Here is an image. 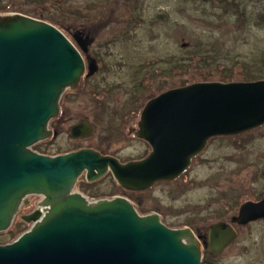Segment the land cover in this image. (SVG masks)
I'll return each mask as SVG.
<instances>
[{
  "label": "water",
  "instance_id": "obj_1",
  "mask_svg": "<svg viewBox=\"0 0 264 264\" xmlns=\"http://www.w3.org/2000/svg\"><path fill=\"white\" fill-rule=\"evenodd\" d=\"M55 26L23 14H0V232L10 228L30 195L36 209L29 224L0 244V264H201L202 245L191 228L166 226L159 214H140L124 197L88 199L75 190L85 171L89 182L107 172L129 191H145L179 178L209 139L264 125V79L204 81L168 89L143 105L134 134L149 146L137 160L120 163L92 149L46 156L33 146L51 136L62 96L80 87L81 52ZM96 70L88 66L86 75ZM84 122L77 137L90 133ZM264 218V197L240 206L233 222ZM235 237L231 226L214 224L209 247L218 252Z\"/></svg>",
  "mask_w": 264,
  "mask_h": 264
},
{
  "label": "rangeland",
  "instance_id": "obj_2",
  "mask_svg": "<svg viewBox=\"0 0 264 264\" xmlns=\"http://www.w3.org/2000/svg\"><path fill=\"white\" fill-rule=\"evenodd\" d=\"M234 2L245 19L238 17L237 9L225 10L218 0H0V14L45 21L77 48L73 34L87 38L88 56L98 62V70L65 94L64 125L87 118L94 131L75 141L62 127L48 152L96 145L123 159L137 158L149 146L135 142L128 132L134 133L140 109L153 96L196 82L218 81L211 78L221 72H235L238 79L244 71L264 74V0ZM42 147L38 143L33 149ZM263 169L264 126L246 139L214 138L175 181L129 191L104 178L89 193L108 199L123 195L142 215L154 212L168 227L201 231L217 223L228 226L239 205L254 203L264 193ZM28 228L15 218L8 230L0 232V244ZM258 262L264 264L261 223L242 232L212 264Z\"/></svg>",
  "mask_w": 264,
  "mask_h": 264
},
{
  "label": "flooded vegetation",
  "instance_id": "obj_3",
  "mask_svg": "<svg viewBox=\"0 0 264 264\" xmlns=\"http://www.w3.org/2000/svg\"><path fill=\"white\" fill-rule=\"evenodd\" d=\"M84 34V33H83ZM87 37L89 36V34H86ZM75 36H78L80 37L79 35H74L72 37H75ZM81 55H82V58L84 60V64H85V76L84 78L90 76V75H86L87 72H88V66L90 64H94L98 70V62H97V59L95 57H89L88 56V52H80ZM97 64V65H96ZM96 71V70H95ZM94 71V72H95ZM93 72V73H94ZM67 94V92L65 93ZM63 95L62 99H61V102H60V111H59V115L57 116V118L53 119L50 121L49 123V128L52 130V134H54V137H52L51 139H48V140H44L42 142H40L44 147V150H39L37 151L38 153H41L43 155H51V156H56V155H59V154H65V153H69V152H74V151H77V150H81V149H92L96 152H98L100 155L102 156H108V157H113L115 159H117L120 163H125L127 161H132V160H137V159H140L142 157H144L147 153L145 152V154L143 155H140L138 156L137 158H132V157H128L126 159H123L119 156V154L115 153V152H110V151H107V150H104L102 147H99V146H96V145H86V146H78V147H75V148H71V149H68L66 151H62V152H48V148L47 147L48 145H51V142L53 140V138H55V136L57 135L58 133V130H60V128L62 127H66L67 130H68V133L69 135L71 136V139L75 140V141H81L83 139H85L87 136L84 135V134H81L77 137H74L72 136L71 134V129L73 126L77 125V124H81V123H84L86 122L90 128H91V133L94 131V125L92 122H90L87 118H81V119H78L76 122L74 123H71V124H66L64 125L66 122H68V120L65 119V107H66V100H67V96L66 95ZM138 111V110H137ZM141 111V109H140ZM140 111H139V114H140ZM139 114H138V119H139ZM136 124V123H135ZM137 126V125H136ZM264 126V125H263ZM261 126V127H263ZM261 127H258L256 129H253L251 131H248V132H245V133H241V134H238V135H231V136H224V137H214V138H226V137H230V138H240L242 137L243 139H246L249 135L251 134H254L256 132H259ZM129 134V137L132 138L135 142H141L142 140L138 139L136 137V135L133 133V132H128ZM214 138H211L208 142H207V145L209 144V142L211 140H213ZM143 143H145L143 141ZM146 144V143H145ZM147 145V144H146ZM206 145V147H207ZM40 145H38L39 147ZM148 146V145H147ZM205 147V148H206ZM205 148L203 151H205ZM203 151L201 153H203ZM200 153V154H201ZM199 154V155H200ZM198 155V156H199ZM198 156L194 157L192 159V162L194 159H196ZM191 162V163H192ZM264 170V169H263ZM262 174V171H260V173L258 172V176H261ZM104 178H108L113 185L115 186H118L115 182V180L113 179L112 177V174L110 172H107L104 176H102L101 178L95 180V181H92V182H89L87 179H86V173L85 171L82 172L80 174V176L77 178L76 180V183H75V190L79 193H81L82 195L86 196L88 199H100V198H107V195L105 194H99V193H89L90 190L89 189H94L96 184L99 183L102 179ZM159 184V183H158ZM157 184V185H158ZM155 187V186H154ZM123 189V188H122ZM121 189V190H122ZM152 189V188H151ZM114 197H124L123 195H115L113 194L111 196V198H114ZM264 197V193L263 194H260L259 196H257L256 198L253 199L254 202H258L260 201L262 198ZM126 198V197H124ZM41 199L40 196H34V195H30L28 198H27V203L25 204H22L19 209H18V212L16 213L15 215V218L17 217H21V216H24V215H28L30 213H32L35 209H36V202L39 201ZM128 199V198H127ZM240 207V205L238 206V208ZM235 214L237 215L238 214V209L237 211L235 212ZM14 218V219H15ZM234 218V216H231L230 219H229V225L231 226L232 230L234 231L235 233V237L233 239V241L228 244L226 247H224L222 250L218 251V252H212L210 250V247H209V229L210 227L213 225H208L207 227L205 228H202L201 231L197 230V231H193L195 233V235L198 237V240L199 242L201 243L202 245V259H201V264H212L213 263V260L220 256L228 247H230L232 244H234L239 238H240V235L242 232H245L246 230H250L254 225H256L257 223H261L263 224L264 226V218H259V219H255V220H251V221H248L247 223L245 224H232V219ZM21 220V219H20ZM14 221V220H13ZM22 222V220H21ZM218 224V223H217ZM5 244V243H4ZM251 264H255V263H251ZM257 264H263V262H258Z\"/></svg>",
  "mask_w": 264,
  "mask_h": 264
},
{
  "label": "trees",
  "instance_id": "obj_4",
  "mask_svg": "<svg viewBox=\"0 0 264 264\" xmlns=\"http://www.w3.org/2000/svg\"><path fill=\"white\" fill-rule=\"evenodd\" d=\"M219 3H221L223 5V7L225 8V10L227 9H237L238 11V17L240 19H245L244 15L245 12L242 10L241 6L239 5L238 2H234V0H218ZM222 73V72H221ZM216 74L213 76V78L211 79H215L221 82H226V81H234L238 78H236V73L232 72V71H227L226 74L222 73V74ZM238 74V73H237ZM260 79H264V74L260 73L258 74V72H253V71H244V74L242 73L238 79L241 81H254V80H260Z\"/></svg>",
  "mask_w": 264,
  "mask_h": 264
},
{
  "label": "bare ground",
  "instance_id": "obj_5",
  "mask_svg": "<svg viewBox=\"0 0 264 264\" xmlns=\"http://www.w3.org/2000/svg\"><path fill=\"white\" fill-rule=\"evenodd\" d=\"M63 97V96H62ZM153 97H155V96H153ZM50 131H51V133H52V130L50 129ZM52 137H54V134H51V136L48 138V139H51ZM48 139H46V140H48ZM44 141V140H43ZM42 142V141H41ZM40 143V142H39ZM33 150H35V149H33ZM36 151V150H35ZM37 152V151H36ZM41 154V153H40ZM64 154V153H63ZM63 154H59V155H63ZM46 156H51V155H46ZM186 172V171H185ZM184 172V173H185ZM162 220V219H161ZM166 225V224H165ZM11 227V226H10ZM201 244V243H200Z\"/></svg>",
  "mask_w": 264,
  "mask_h": 264
}]
</instances>
